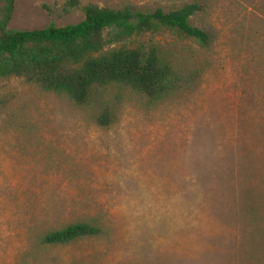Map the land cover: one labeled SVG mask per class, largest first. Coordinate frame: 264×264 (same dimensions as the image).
I'll use <instances>...</instances> for the list:
<instances>
[{"label":"rangeland","instance_id":"rangeland-1","mask_svg":"<svg viewBox=\"0 0 264 264\" xmlns=\"http://www.w3.org/2000/svg\"><path fill=\"white\" fill-rule=\"evenodd\" d=\"M68 1L15 0L6 28L72 25L88 4H194L188 23L208 44L137 38L188 86L154 106L125 95L106 128L64 96L0 79V264H264V0H75L63 12ZM90 220L96 237L40 244Z\"/></svg>","mask_w":264,"mask_h":264},{"label":"trees","instance_id":"trees-1","mask_svg":"<svg viewBox=\"0 0 264 264\" xmlns=\"http://www.w3.org/2000/svg\"><path fill=\"white\" fill-rule=\"evenodd\" d=\"M14 4L15 0H0V79L21 78L41 92L64 96L72 107L90 110L99 128L112 124L114 106L125 95L154 106L188 86L171 55L158 45L137 43V38L166 30L199 46L208 44V36L188 23L199 10L194 4L146 12L88 4L75 24L49 23L30 31L6 28ZM76 6L69 0L62 11ZM100 232L94 220L76 221L45 233L40 244L62 246Z\"/></svg>","mask_w":264,"mask_h":264}]
</instances>
